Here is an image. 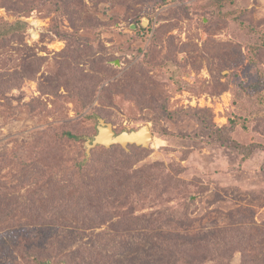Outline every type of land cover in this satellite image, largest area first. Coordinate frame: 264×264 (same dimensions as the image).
Returning <instances> with one entry per match:
<instances>
[{"label":"rangeland","instance_id":"obj_1","mask_svg":"<svg viewBox=\"0 0 264 264\" xmlns=\"http://www.w3.org/2000/svg\"><path fill=\"white\" fill-rule=\"evenodd\" d=\"M0 264H264V0H0Z\"/></svg>","mask_w":264,"mask_h":264},{"label":"water","instance_id":"obj_2","mask_svg":"<svg viewBox=\"0 0 264 264\" xmlns=\"http://www.w3.org/2000/svg\"><path fill=\"white\" fill-rule=\"evenodd\" d=\"M101 124H106L101 130V134H98L94 137L92 144L89 146L92 147L97 144H103L105 146H110L113 143H119L122 146L127 144H136L141 146H148L149 141L152 139V134L148 126H142L136 131L129 132V134L122 133L117 137L113 138L111 135V124L105 123L103 120L100 121Z\"/></svg>","mask_w":264,"mask_h":264},{"label":"trees","instance_id":"obj_3","mask_svg":"<svg viewBox=\"0 0 264 264\" xmlns=\"http://www.w3.org/2000/svg\"><path fill=\"white\" fill-rule=\"evenodd\" d=\"M103 121H104V120H103ZM104 122H105V121H104ZM105 123H109V122H105ZM110 124H111V123H110ZM111 126H112V125H111ZM67 136H68V137H71V138L74 137V135L70 134V132L67 133ZM114 145H119V146H121V147H124V146H122V145L119 144V143H113V144H111L110 146H105V145H103V144H97V145H94V146H92V147L94 148V147H96V146H104V147H108V148H110L111 146H114ZM128 146L144 147V146H141V145H136V144H131V143H129V144H127L124 148H127ZM92 147H90V148H92Z\"/></svg>","mask_w":264,"mask_h":264}]
</instances>
